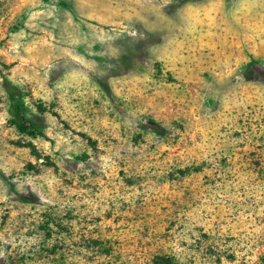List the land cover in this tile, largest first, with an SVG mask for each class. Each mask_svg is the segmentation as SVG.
Masks as SVG:
<instances>
[{
  "label": "clouds",
  "instance_id": "clouds-1",
  "mask_svg": "<svg viewBox=\"0 0 264 264\" xmlns=\"http://www.w3.org/2000/svg\"><path fill=\"white\" fill-rule=\"evenodd\" d=\"M0 264H264V0H0Z\"/></svg>",
  "mask_w": 264,
  "mask_h": 264
},
{
  "label": "rangeland",
  "instance_id": "rangeland-1",
  "mask_svg": "<svg viewBox=\"0 0 264 264\" xmlns=\"http://www.w3.org/2000/svg\"><path fill=\"white\" fill-rule=\"evenodd\" d=\"M121 175H122V173H121ZM163 207L167 208L168 205L164 204ZM125 218L128 219V220H131L133 217H132L131 213H126L125 214ZM105 219H106V229L108 231H114L118 227H123L124 221L122 219H120L119 217H117L116 219H113L111 214H106V218ZM96 222L97 223H104V221H101L99 218L96 219ZM229 259H234V257H229Z\"/></svg>",
  "mask_w": 264,
  "mask_h": 264
}]
</instances>
